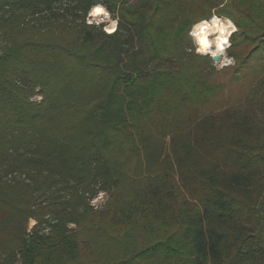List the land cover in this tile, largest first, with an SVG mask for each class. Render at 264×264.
Listing matches in <instances>:
<instances>
[{"label": "trees", "instance_id": "1", "mask_svg": "<svg viewBox=\"0 0 264 264\" xmlns=\"http://www.w3.org/2000/svg\"><path fill=\"white\" fill-rule=\"evenodd\" d=\"M213 10L219 71L187 36ZM247 104L264 121V0H0V264H264Z\"/></svg>", "mask_w": 264, "mask_h": 264}, {"label": "clouds", "instance_id": "2", "mask_svg": "<svg viewBox=\"0 0 264 264\" xmlns=\"http://www.w3.org/2000/svg\"><path fill=\"white\" fill-rule=\"evenodd\" d=\"M84 22L88 26L95 25L105 34L111 35L118 30L120 18L119 14L113 18V13L103 3H96L89 8ZM237 31V24L231 17L217 15L213 10L209 17L194 22L187 31V36L191 38L195 54L208 57L219 71L235 63V57L228 55L227 50L232 47V36ZM188 51L192 52L193 48H189ZM38 98L43 97L41 95ZM105 196L104 191H99L90 200V204L94 207L98 206ZM37 223L36 218L29 217L28 231L31 232ZM68 227L73 228L75 225L69 224ZM47 231L49 230L45 229V232Z\"/></svg>", "mask_w": 264, "mask_h": 264}, {"label": "rangeland", "instance_id": "3", "mask_svg": "<svg viewBox=\"0 0 264 264\" xmlns=\"http://www.w3.org/2000/svg\"><path fill=\"white\" fill-rule=\"evenodd\" d=\"M142 0H131V5L132 6H136V5H138L140 2H141ZM217 14V13H216ZM218 15V14H217ZM221 16V15H220ZM211 38V37H210ZM140 46L142 47L143 45H141L140 44ZM136 48H139V46H137ZM142 49V51H143V54H141L140 53V51L141 50H134L135 52H138L137 54H138V56L139 57H141V58H143V55H144V53L146 52V50H145V48H141ZM133 50V49H132ZM135 52H134V54H135ZM133 56V55H132ZM235 64V63H234ZM233 64V65H234ZM232 66V65H231ZM39 99V98H38ZM252 107H250L248 104L247 105H245V106H243V108L241 109V112H242V114H244V112H246V113H248V116H252L253 117V119H256V120H258V121H261V123H262V125H264V121L262 120V115L259 113V112H256V113H254V111L251 109ZM262 136H263V139H264V126H263V130H262ZM108 201V197H107V195L105 196V198H104V200H102V201H100L99 202V204H98V206H96V208L97 207H101L104 203H106Z\"/></svg>", "mask_w": 264, "mask_h": 264}, {"label": "water", "instance_id": "4", "mask_svg": "<svg viewBox=\"0 0 264 264\" xmlns=\"http://www.w3.org/2000/svg\"><path fill=\"white\" fill-rule=\"evenodd\" d=\"M217 59H219V58H217Z\"/></svg>", "mask_w": 264, "mask_h": 264}]
</instances>
